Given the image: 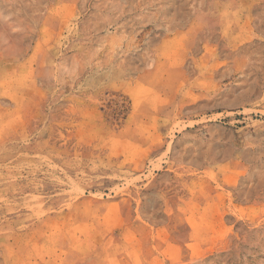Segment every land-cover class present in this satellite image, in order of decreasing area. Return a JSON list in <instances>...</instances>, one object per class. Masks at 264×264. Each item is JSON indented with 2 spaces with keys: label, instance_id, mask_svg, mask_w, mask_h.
<instances>
[{
  "label": "rangeland",
  "instance_id": "obj_1",
  "mask_svg": "<svg viewBox=\"0 0 264 264\" xmlns=\"http://www.w3.org/2000/svg\"><path fill=\"white\" fill-rule=\"evenodd\" d=\"M0 264H264V0H0Z\"/></svg>",
  "mask_w": 264,
  "mask_h": 264
}]
</instances>
